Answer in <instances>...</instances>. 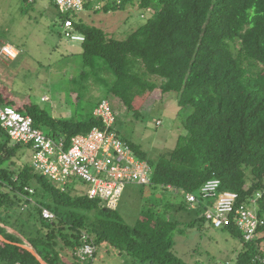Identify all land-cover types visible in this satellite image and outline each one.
Listing matches in <instances>:
<instances>
[{
  "label": "trees",
  "instance_id": "obj_1",
  "mask_svg": "<svg viewBox=\"0 0 264 264\" xmlns=\"http://www.w3.org/2000/svg\"><path fill=\"white\" fill-rule=\"evenodd\" d=\"M22 1L28 7L36 2ZM96 1L102 2L97 13L136 6L145 19L125 39L74 20L75 31L84 37L75 53L82 67L76 89L96 87L103 97L91 103V98L78 94L77 106L79 99L84 102L81 112L76 107L71 119L54 118L51 107L34 104L29 93L20 94L0 80V106L30 117L35 129L68 149L72 138L105 130L93 113L108 101L117 138L151 167L147 186L175 191L181 201L174 206L168 200L163 207L160 196L128 225L117 210L102 208L85 195H72L69 189L61 191L28 163L15 162L22 144L13 143L0 126V223L4 224L2 215L10 218L24 205L28 218L9 226L18 236L0 226V264H41L22 247L23 239L45 264H82L73 253L83 232L107 253L130 256L132 264H191L174 252L180 223L168 215L173 209L186 210V194L197 195L210 179L220 181L219 194L238 195L236 209L253 208L263 223L247 244L234 221L219 229L241 243L238 255L220 264H264V0ZM67 17L59 14L60 28ZM155 92L161 103L174 94L169 98L187 110V116L174 146L148 160L140 146L120 137V117L112 103L138 120L140 108H149L147 100ZM42 208L54 214L51 222L42 217ZM197 208L203 211L204 204ZM192 264L206 263L197 256Z\"/></svg>",
  "mask_w": 264,
  "mask_h": 264
},
{
  "label": "rangeland",
  "instance_id": "obj_2",
  "mask_svg": "<svg viewBox=\"0 0 264 264\" xmlns=\"http://www.w3.org/2000/svg\"><path fill=\"white\" fill-rule=\"evenodd\" d=\"M101 3H96L90 14L84 11L77 17L83 18L88 25L102 29L108 36L120 39H125L145 22V19L138 15L136 6L125 11L97 13ZM58 21L49 0H36L31 7L26 6L22 0H0V42L10 43L20 53L15 62L0 60V80L20 94L29 93L31 101L43 108L49 107L47 103L40 102L41 97L46 95L42 100L52 102L53 113L58 115L55 118H67L63 117L64 113L60 114L63 109L67 111L69 108L70 112L74 113L78 107L77 111L80 113V108L84 107V102L80 103L82 98L78 100V106L75 103L78 94L80 97L91 98V103L103 96L98 93L96 87L87 90L76 89L78 84L75 82L79 80L82 72L80 57L64 49V44L68 41L63 37L60 39L54 33L58 31ZM73 42L75 43H68L79 46L81 41ZM158 95L159 93L155 92L147 100L148 103L151 102L149 108H140L141 117L138 120L130 117L119 103H112L114 112L120 117L116 126L120 137L140 146L148 160L155 159L158 154L174 146L177 134L183 132L182 124L187 116V110L180 109L174 100L169 98L174 94L166 95L163 103L158 101ZM92 105H88V110ZM73 182L74 185H82L78 180ZM126 188L118 212L128 225H132L141 211L155 203L160 196L163 197V207L168 204V200L171 201L170 197L168 199V196H164L169 194L160 189L134 184H129ZM178 221L182 224L180 223L176 230L174 252L184 261L189 259L191 262L189 257L195 259L198 256V260L206 264H209V261L224 263L226 257L236 253L235 247L238 248L239 244L241 247L239 240L227 232L214 230L205 223L189 228L186 220ZM207 252H210V256ZM96 263L132 264V258L128 255L107 253L103 247H99Z\"/></svg>",
  "mask_w": 264,
  "mask_h": 264
},
{
  "label": "built area",
  "instance_id": "obj_3",
  "mask_svg": "<svg viewBox=\"0 0 264 264\" xmlns=\"http://www.w3.org/2000/svg\"><path fill=\"white\" fill-rule=\"evenodd\" d=\"M53 2L59 14L68 15L61 27L64 38L72 43L78 40L83 42L84 37L75 31L74 20L85 10V0ZM19 55V51L8 44L0 46V60L13 61ZM93 114L101 119L105 130L93 129L87 136L72 138L68 149H65L63 142H55L35 129L30 117L9 107L0 106V126L13 143L30 147V166L35 173L45 177L61 191L65 190L70 180H78L86 187L90 200H99L106 208L114 210L125 187L129 184L149 185L152 171L147 162L137 159L131 149L117 138L114 127L116 119L108 101H102ZM220 184L218 179L208 180L197 195L186 194L187 205L192 208L203 203V217L213 228H227L234 221L243 242L247 244L253 241L262 223L256 210L245 205L236 209L238 195L233 192L219 194ZM29 192L32 193V190ZM41 215L48 221L55 218L46 208L41 209ZM95 255V243L83 233L74 256L82 264H87L94 261Z\"/></svg>",
  "mask_w": 264,
  "mask_h": 264
},
{
  "label": "crops",
  "instance_id": "obj_4",
  "mask_svg": "<svg viewBox=\"0 0 264 264\" xmlns=\"http://www.w3.org/2000/svg\"><path fill=\"white\" fill-rule=\"evenodd\" d=\"M87 2H88V5H87V8H85V12H87V14L89 13L90 14V10L95 6V4L96 3H98L96 0H86ZM49 2L51 3V6L54 8V10H55V15L57 16V18L59 17V12H58V10H57V8L55 7V4H54V2H53V0H49ZM83 11V12H84ZM79 17V16H78ZM77 17V20H76V18H75V20H76V22H82V23H84V24H89V23H86L84 20H83V18H78ZM87 17H88V15H87ZM59 19V18H58ZM89 21V20H88ZM91 25V24H90ZM59 26V25H58ZM54 33H56L58 36H59V38L61 39V37H63L64 38V36H63V34H62V32H61V28L59 27L58 28V31L57 32H55L54 31ZM65 39V38H64ZM66 40V39H65ZM66 41H68V40H66ZM69 42V41H68ZM65 43L64 45H65V48L64 49H66L67 51H71V53H77L79 50H80V45L78 46V45H71V44H69V43ZM71 43V42H70ZM4 44H8V45H10V46H12L10 43H4ZM13 47V46H12ZM15 48V47H14ZM20 57V56H19ZM16 61V60H15ZM15 61H13V62H15ZM43 97H47L46 95H44V96H42L41 97V99H40V102H42V103H47L48 104V106L49 107H52V102L51 103H48V102H46V101H43L42 100V98ZM175 103H176V101H174ZM59 109V108H58ZM61 109H63V107L62 108H60L59 110H58V112H60L61 111ZM50 110H51V113H52V116L55 118L56 116H58V115H55L54 113H53V111H54V108L52 109V108H50ZM66 109H63V112H60V114L61 113H64L63 114V117H67V118H61V119H71V114H72V112H70V110H69V108H68V110L67 111H65ZM58 112H56V113H58ZM67 113V114H66ZM69 114V116H67ZM64 115H66V116H64ZM57 118H59V117H57ZM183 132H181L180 134H182ZM180 134H177V135H180ZM176 142V141H175ZM32 152H31V149H30V147H28V146H25V145H22L21 146V149H20V151H19V153H18V158H16L14 161L15 162H17L18 164H23V163H28L29 165H30V163H31V154ZM23 154H24V157L22 158V156H23ZM21 159V160H20ZM26 160V161H25ZM25 161V162H24ZM80 182V181H79ZM74 182H73V180H70L69 182H68V184H67V186L65 187V190H70V193L72 194V195H85L86 197H87V195H86V187L84 186V184L82 183V185H79V184H73ZM81 183V182H80ZM127 187V186H126ZM125 187V189H124V191H123V193H122V195H121V197H120V200H119V202H118V205H117V208L116 209H114V210H117V211H119V208H120V206H121V203H122V201H123V198H124V194H125V191L127 190V188ZM60 190V189H59ZM164 193V192H163ZM169 195H164V196H168V199H169V197H170V199H171V201L170 202H168V203H170V205L172 204V205H174V206H176L177 204H179V202L181 201L180 200V195L178 194V193H176L175 191H169V192H167ZM159 197V196H158ZM157 197V198H158ZM88 198V197H87ZM89 199V198H88ZM95 201H97L98 202V205L100 206V207H102V208H106L99 200H95ZM156 202V201H155ZM26 205H24L22 208H20V209H17V210H14V212H12L11 214H10V218L9 217H6L5 215H2L1 217H2V219H4V224H7V226L5 225L4 226V224H1L0 223V226L1 227H3V228H5L6 229V231L9 233V234H15L16 236H18V233L17 232H15L13 229H11L10 227H17L20 223H25L26 221L25 220H27L28 218H27V214L25 215V211H26ZM176 208V207H175ZM106 209H108V208H106ZM109 210H111V209H109ZM174 210V209H173ZM173 210H171V212L169 213V215H168V218L170 219V220H180V221H184V220H186V222H187V224H188V227L189 228H194V226H195V224H197V225H199V226H201V224H207L209 227H211L212 225H210V224H208L206 221H204L203 220V211L201 210V211H198V208H197V205L196 206H194V207H192V208H190L189 206H188V208L186 209V210H178V208L177 209H175L174 210V212H173ZM204 210V209H203ZM202 212V213H201ZM203 217V218H202ZM200 219H202V220H200ZM123 220V219H122ZM177 220V221H178ZM124 221V220H123ZM51 222V221H50ZM179 222V221H178ZM179 223H181V222H179ZM182 224V223H181ZM10 226V227H9ZM187 226V225H186ZM212 229H214L215 230V228H213V227H211ZM219 230V229H218ZM220 231V230H219ZM83 233H86L87 235H89L87 232H83ZM83 233H81V234H83ZM90 236V238L93 240V242L95 243V241H94V239H93V237L91 236V235H89ZM20 237V236H19ZM23 241H24V245H27V246H29L30 247V245H28V243L23 239ZM80 244H81V238H80ZM80 244L78 245V246H80ZM96 245V244H95ZM78 246H76L75 248H74V251H75V249L78 247ZM240 249H241V247H240V244H239V247L237 248V247H235V250H236V253H234V255H232V256H228V257H226V260L225 261H231L232 259H234L237 255H238V253L240 252ZM97 252H98V247L96 246V255H95V258H94V261H93V263L92 264H97L96 263V256H97ZM73 255H74V253H73ZM187 256V255H186ZM75 257V256H74ZM188 257V256H187ZM76 258V257H75ZM189 258H191L192 260H191V264L195 261V259H193L192 257H189ZM189 260V259H188ZM187 260V262H189ZM219 264H220V262H219Z\"/></svg>",
  "mask_w": 264,
  "mask_h": 264
},
{
  "label": "water",
  "instance_id": "obj_5",
  "mask_svg": "<svg viewBox=\"0 0 264 264\" xmlns=\"http://www.w3.org/2000/svg\"><path fill=\"white\" fill-rule=\"evenodd\" d=\"M22 247L26 248V249L29 250V251H30L35 257H37L41 264H45V263H44V262H43V261H42V260L36 255L35 251H34L31 247H29V246H27V245H22Z\"/></svg>",
  "mask_w": 264,
  "mask_h": 264
}]
</instances>
